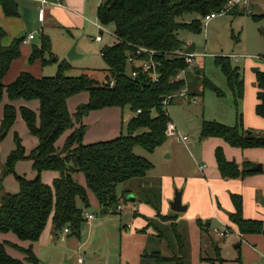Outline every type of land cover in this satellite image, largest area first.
<instances>
[{
	"label": "trees",
	"instance_id": "obj_1",
	"mask_svg": "<svg viewBox=\"0 0 264 264\" xmlns=\"http://www.w3.org/2000/svg\"><path fill=\"white\" fill-rule=\"evenodd\" d=\"M228 3L229 0H102L97 9L98 22L104 27L113 26L116 39L113 45L106 46L101 51L102 59L107 66L103 80L102 75L98 74L100 72L92 70H85L78 76L70 75L73 67L64 63L56 77L38 79L28 73H21L15 82L6 86L4 79L13 62L20 59V47L24 39H15L10 46L4 47L2 41L6 32L0 28V109L3 111L0 131H9L20 114L30 134L39 140L38 146L30 156H27L21 140L15 137L17 146L8 157L5 177L14 173L18 162L28 159L32 161L38 176L34 180L17 176L20 191L15 195L4 192L2 184L0 234L13 233L21 241L36 243L51 221L55 235L58 236L68 229L69 236L80 239L81 230L87 221L86 210L91 208L89 191L96 196L102 209H106L107 212L115 205L119 207L122 199L126 200V197L135 195L131 190L124 191L121 197L117 193L119 185L144 179L152 169V164L147 159L136 156L134 149L140 146L149 153H154L166 143L168 140L166 130L171 118L162 100L186 86L184 80H175L188 68L186 61L174 54L178 51H193L180 39L179 33L181 31L202 33L204 29L202 19L225 9ZM0 6L7 18L19 16V5L16 0H0ZM236 14L238 13H232ZM187 16L193 18L185 20ZM253 18L258 20L260 16ZM41 38L43 50L35 47L31 60L39 59L46 64L43 54L44 50L50 49V41L44 34H41ZM139 48L156 51L154 60L160 65L149 71L144 68L133 69L137 76L132 77L129 59L131 57L138 59ZM140 59L149 60V57L143 56ZM215 63L226 77L237 100L242 99L244 80L241 69L232 63L230 57H216ZM155 76H158V81H155ZM256 78L260 89L256 113L264 119V72L257 71ZM112 79L115 81L114 88L105 83ZM188 79L190 91L193 92L189 74ZM204 86L219 96L223 95L210 82H205ZM82 93L89 94V102L80 105L75 114H71L68 100ZM34 101L39 103L38 112L26 105H19L21 102ZM126 107H130L135 114L128 124V135H121L109 141L84 144L87 126L83 120L86 117L95 111ZM139 111L141 113H138ZM68 132L71 134L63 148L59 149L57 143ZM201 136L222 139L231 147L242 150L264 149V135L246 129L242 116L241 122L234 127L205 121ZM215 156L224 180H242L258 174L249 171L254 166L250 162L239 164L227 160L222 148L216 149ZM45 171L59 175L52 186L41 181V174ZM78 173L85 175L87 189L73 177ZM231 199L235 213L229 215V218L239 233L242 236H264V221L244 217L242 196L232 194ZM141 202L153 206L157 211V217L165 221L178 219L163 216L160 212L161 206L158 204L153 205L151 201L146 200ZM140 216L142 215H137ZM198 223L201 228L206 227L201 220ZM150 226L149 224L146 229ZM7 244L0 243V264H26L11 257L7 252V246L24 253L28 262L38 264L32 247L22 249ZM150 257L157 258L159 263L176 258L180 261L178 264H184L185 259L177 256L168 258L157 252ZM218 259L224 261L220 255Z\"/></svg>",
	"mask_w": 264,
	"mask_h": 264
},
{
	"label": "rangeland",
	"instance_id": "obj_2",
	"mask_svg": "<svg viewBox=\"0 0 264 264\" xmlns=\"http://www.w3.org/2000/svg\"><path fill=\"white\" fill-rule=\"evenodd\" d=\"M99 4L100 0H88V11L90 7L93 11L91 15L86 16L89 18L87 20L84 15H76L79 20L84 22V25L82 26L79 23L78 30L70 32L74 34V38L67 34L66 29L68 26H62L59 23H57L56 28L45 30L44 35L50 41V49L44 50L43 54L46 64H43L39 59L36 61L31 60L35 47L43 50L41 33L37 31V29H41L38 23V15H36V20L32 18L29 32L23 35H29L31 30L34 29L33 35L36 40L28 45L26 49L20 47L21 57L15 61L10 73L6 76L7 80L13 83L21 73H28L38 79L56 77L60 72L61 65L64 63L73 67V72H70V75H72L71 73L76 76L81 75L83 69L87 68L100 72L98 73L99 76L101 74L105 76L104 71L107 66L102 59L101 51L104 47L113 45L116 39L113 26H102L104 31L103 42L96 43L92 41V38L100 34V29L95 26L96 23H99L97 19ZM248 9L253 11L254 16H260V18L255 20L254 16L247 13L245 7L237 5L231 13L218 16L210 21L207 26H204L203 32L200 34H193L188 31L179 33L180 39L198 55L195 66L190 69L189 73L192 90L197 93V103L191 99L176 98L167 110L179 134L187 136L188 141L179 142L175 137L168 138L164 146L154 153H149L144 148L136 146L134 149L135 155L147 159L152 164V169L144 179L121 184L117 189L119 197L126 190L134 191L139 201L146 200L151 201L153 205H160L161 214L165 209L163 216L181 217V219L165 221L157 216H148L147 219L140 221L137 215L141 211V206L135 208L132 205L133 202L128 199L130 196L126 197V200L122 199L120 202L122 210L114 215L110 213L108 217L103 216L100 214L103 209L96 208L94 214L96 223H93L90 231L89 225L86 223L83 225L80 237L83 245L80 250L77 248L70 249L71 254L68 264H78V257L84 260V264H178L180 262L174 258L172 261L159 263L157 258L150 257L156 252L168 258L183 257L185 258L184 264H264V252L259 246L253 247V245L244 241L241 249L237 248L240 239L235 235V232L229 233L226 237L218 236L215 229L219 225L216 222L213 223L211 228H201L198 223L201 219L200 216L192 217L193 211H190V213H174L170 208L171 200L167 198V191L171 185L175 196L176 190L180 187V181L199 178V166L209 165L204 160L203 151L212 139L202 138L203 123L205 121L217 122L224 126L234 127L239 121L241 122L243 114L240 107L241 100H237L235 97L226 77L220 67L216 65L215 59L216 57H230L232 63L240 67L247 61L255 64L264 62V0H249ZM38 12L39 10L37 14ZM234 12L238 15H232ZM192 18L193 16H187L185 20ZM76 32L78 33L76 34ZM21 37L19 36L16 39ZM79 39L81 41L80 46H78ZM71 40H75L77 54L82 56L72 62L67 57L69 52L66 56L64 52ZM18 65H20V68H16ZM252 74L246 79L245 83L249 89L253 85ZM205 82L213 84L223 95L219 96L213 90L205 87ZM33 104L29 107L32 110H34ZM70 108L72 109L71 103ZM120 115L122 117L120 120L123 119L124 122L122 121L121 124L119 120L118 126L111 130L110 135L115 134L114 138L128 135V124L135 116L130 107L124 108ZM2 119L3 111L0 110V128ZM242 122L245 127L243 116ZM99 123L101 122L90 120L87 131L90 130L89 132L94 133L93 135L96 136L100 135L97 130L102 126H99ZM248 130L264 135V128ZM3 134L4 137L1 138ZM16 136L21 140L27 156H30L39 144V140L30 134L20 114L17 116L15 125L9 131H0V188L3 184L4 192L13 195L18 194L20 191L17 176L27 180H34L38 176L33 168L32 161L28 159L18 162L14 168V173L5 177V165L8 157L17 146ZM100 137L103 136L100 135ZM62 139H64V136L60 138L58 145L61 144ZM101 141L103 142V140ZM213 142L217 143L216 141ZM245 161H247L246 157ZM260 164L264 165V162ZM263 171L259 172L258 175L264 177ZM54 174L55 172L51 171L43 172L41 174L42 183L52 186L55 181ZM73 177L87 189L84 174H74ZM89 194H91L89 202L91 200L96 201L94 194L91 192ZM147 206L144 205L148 210L153 208L156 211L153 206ZM104 217L106 218L103 219L105 221H101ZM100 222L103 225H100ZM144 222L147 225H144ZM97 224H99L98 227ZM149 224L151 226L146 229ZM126 228L128 229L125 231ZM63 235L62 233L61 237ZM67 235H65V239H60L65 246L68 245L69 240L78 239L69 235L67 237ZM212 241L218 243L222 248L220 255L224 259L223 262L218 259L215 249L212 248ZM239 258L240 261H238Z\"/></svg>",
	"mask_w": 264,
	"mask_h": 264
},
{
	"label": "crops",
	"instance_id": "obj_3",
	"mask_svg": "<svg viewBox=\"0 0 264 264\" xmlns=\"http://www.w3.org/2000/svg\"><path fill=\"white\" fill-rule=\"evenodd\" d=\"M16 1L19 5V16L16 18H7L4 15L2 7L0 6V28L4 29L7 34V36L4 37L2 41L4 47L10 46L12 42L19 36H22L21 37L22 39H27L30 35H33L35 32L34 29L31 30V33L27 36H24L23 34L29 32V27L31 26V21H32L31 19L32 18L35 19L36 15H38L37 16L38 23L40 24V28H41V29H37V31L40 32L41 34H44L45 30H51L56 28L57 23H59L62 24V26H68L66 29L67 34L74 38V34L70 32L72 30H78L77 26L79 23L82 26L84 25V22L79 20V18L76 15H80V16L84 15L85 16L84 18L87 20L89 18H87L86 16H88V14L91 15L93 11L91 7L89 8L88 11V0H47L48 4L45 6L46 18L44 22H40L39 12L37 14V11L40 10L41 8L40 0H16ZM101 1L102 0H100V4ZM59 3H62L63 6L62 7L58 6ZM101 32L102 31H100V34ZM77 33L78 32H76V34ZM95 38H92V41H94ZM35 40L36 37L27 43L23 42L21 47L26 49L28 45H30ZM74 42L75 40L73 41L71 40L67 44L66 49H64L65 56L70 51ZM80 42L81 41L79 39L78 46H80ZM14 63L15 61L13 62L11 69ZM238 67L241 69V72L243 73L242 75L244 80L243 97L242 99H240L241 100L240 107L242 108V113H243L242 116L244 117V121H245L244 125H246L245 127L247 129H253V128L263 129L264 119L259 117L256 113V107L259 103L257 96L258 93L260 92L257 83L256 72L257 71L264 72V62L255 64L253 62L247 61L244 63L242 67L240 66ZM16 68H20V65L16 66ZM85 70H90V69L87 68L83 69L82 72H84ZM71 72H73V70ZM250 73L251 74L253 73L254 75L252 74L253 85L249 89V87L245 85V83H246V79L251 75ZM71 74L74 75L73 73ZM101 75H102L101 80H103L105 76H103V74ZM10 83L11 82L7 80V77H5L4 84L7 86ZM192 94L197 95L195 91H193ZM88 102H89L88 93L79 94L68 100V109L71 103L72 109L74 110L70 108L69 111L71 114H75L77 108L80 105L87 104ZM32 104L34 105L33 108L34 111L38 112L39 103L37 101L29 102V103L21 102L19 105L20 106L26 105L30 107V105ZM123 110L124 109L121 108H108L101 111L92 112L88 117H86L83 120V123L87 127H88V122L90 120L101 122L99 123V126L102 127L98 126L99 128L97 131H99L98 133H100V135L103 137H100V135L97 136L93 135L94 133L92 134L91 132H89L90 130L86 131L83 141L84 144H93V143L102 142L101 140L109 141L117 138V137L114 138L115 134L110 135V133L111 130H113L115 127L118 126L119 120L120 118H122L120 114L123 112ZM120 121L122 124L123 119ZM70 134L71 132H68L64 135V139L61 140V144L60 145L57 144L58 148H63L65 141ZM209 139L212 140L208 142V146L204 148L203 151L204 160L207 161L209 165L204 164L199 166V171H200L199 178L192 179L190 181H180L181 183L178 189L184 188L183 204H186L188 206L187 212L190 213V211H193L194 214H192V217L194 216L201 217L200 220L206 224V229L211 228L213 226V223L216 222L219 226L218 228L215 229V231L228 230L229 233L235 232V235L238 236V238L240 239L239 249H241L243 242L246 241L247 244H251L253 245V247L259 246V248L264 252V236L262 235L242 236L239 233V230L236 227V225H234L229 218V215L235 213V207L232 202L231 195L236 194L242 196L243 198V204H244L243 214L246 219L264 221V204H262V201L264 199V177L255 174L248 176L242 180L240 179L224 180L221 177L215 156L216 149L222 148L227 160L229 161H235L238 162L239 164H242L243 162H250L254 165H257L264 162V149L242 150L239 148L231 147L222 139H218V138H209ZM213 141H216L217 143H214ZM245 157L247 161H245ZM58 177L59 175L55 173L54 180L57 179ZM90 195L91 194H89V198ZM131 196L136 198L135 202H133L132 205L135 208L141 206L140 208L141 211L138 212V214L142 215L138 218L140 221L145 220L144 217L157 216V213L153 208L148 210L147 208L144 207V205L147 206V204L139 201L137 196L135 195H131ZM167 198L170 200H173L174 198L172 185L169 187V190L167 191ZM90 205L91 208L102 209L97 198L96 201L91 200ZM118 211L119 210H117V212H112L111 210L106 212L104 215L108 217V214L111 213L114 215L115 213H118ZM163 211L165 212V209ZM85 217H86V213H85ZM103 219L106 218L105 217L102 218L101 221H105ZM178 219H181V217H179ZM95 221H96L95 217L90 222L86 221V224L89 225L90 227L89 231L91 230V227H93V223H96ZM99 224L103 225V223L101 222ZM99 224H97V227ZM144 225L147 224L144 222ZM127 229L128 228H126L125 231ZM63 234L64 235L62 237H61L62 233L58 236L55 235L52 222L50 221L46 229L44 230L40 240L36 243L21 241L13 233L0 234V243L1 244L10 243L22 249H28L32 247L33 252L38 259V264H68L69 257L71 254L70 249L77 248L78 250H80L83 244L81 243L82 240L73 239V240H69L68 245L65 246V244H63L60 241V239L61 240L65 239L64 237L66 234L64 232ZM211 246L212 248L215 249L218 257L222 252V248L218 243H215L214 241H212ZM6 249L8 254L14 259L24 261L26 264H32L27 261V256L21 251L11 246H7ZM78 264H84V260L81 257H78Z\"/></svg>",
	"mask_w": 264,
	"mask_h": 264
},
{
	"label": "built area",
	"instance_id": "obj_4",
	"mask_svg": "<svg viewBox=\"0 0 264 264\" xmlns=\"http://www.w3.org/2000/svg\"><path fill=\"white\" fill-rule=\"evenodd\" d=\"M41 2V8L39 10V21L40 22H44L45 18H46V14H45V6L48 4L47 0H40ZM243 6L246 8L247 13L248 14H253L251 9H248V5H249V0H229L228 6L225 9H222L219 12H214L211 13L210 15H207L206 17H204L202 19V22L204 24V26H207L208 23L210 21H212L213 19H215L218 16H222V15H226L232 12L233 8L236 6ZM58 6L62 7V3H59ZM96 27L100 29V31H102L103 33L99 34L94 41L97 43H101L103 42V34L104 31L102 30V26L99 23H96ZM115 37V36H114ZM35 38L34 35H30L27 39H24V43H27L31 40H33ZM157 54L156 51L154 50H149L147 48H139L137 50V57L138 59L135 58H130L129 59V68H130V74L132 77H136L137 76V72H135L133 69L136 68H144L145 70L149 71V70H155L156 67H158L160 64L158 62H156L154 60V56ZM143 56H148L149 60H143L140 59ZM174 56L180 57V58H184L187 64V69L183 70L177 77H176V81H181L184 80L186 83V86L179 92L173 93L167 97H164L162 100V104L166 109L167 114L168 113V107L174 102V100L176 98H183V99H191L193 100L195 103H197L196 101V95L192 94V92L190 91L189 88V79H188V74L190 72V69L195 66L196 63V58L198 57L197 54H195L194 52H185V51H178L174 54ZM155 81H158V76H155ZM107 85L109 84L110 88H114L115 87V81L112 79L110 82H105ZM138 113H141V111H139ZM170 116V115H169ZM166 136L168 138L171 137H175L177 141H181V142H187L188 141V137L186 136H181L177 130V127L172 123L169 122L167 125V130H166ZM122 207L119 206L118 210H121ZM94 215L87 213L86 214V219L87 222H90L91 220L94 219ZM65 234H69V230L65 229L64 230ZM216 233L218 234V236L220 237H226L229 234L228 230H216ZM82 261V260H81Z\"/></svg>",
	"mask_w": 264,
	"mask_h": 264
},
{
	"label": "water",
	"instance_id": "obj_5",
	"mask_svg": "<svg viewBox=\"0 0 264 264\" xmlns=\"http://www.w3.org/2000/svg\"><path fill=\"white\" fill-rule=\"evenodd\" d=\"M103 33V32H101ZM68 60L70 62L76 60L79 57H82L81 55L77 54V43H75L72 48L70 49L68 55ZM4 137V134L2 135L1 138ZM264 170L263 165L262 164H257L254 165L252 168L249 169L250 172H262ZM183 194H184V188L182 189H177L175 192V196L173 198V200H171L170 202V208L171 210L176 213V214H180V213H186L188 211V206L183 204ZM129 200H131L132 202H135V197L130 196V198H128ZM262 204H264V199L262 201ZM118 210V206H113L112 208V212H117ZM107 212L106 209L103 208V210L100 212L101 215H104ZM89 214L94 215L96 213V208H90L88 210ZM237 248H240V246H238Z\"/></svg>",
	"mask_w": 264,
	"mask_h": 264
}]
</instances>
